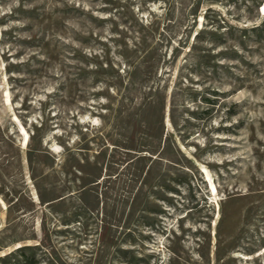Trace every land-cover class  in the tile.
I'll return each instance as SVG.
<instances>
[{"label":"rangeland","instance_id":"rangeland-1","mask_svg":"<svg viewBox=\"0 0 264 264\" xmlns=\"http://www.w3.org/2000/svg\"><path fill=\"white\" fill-rule=\"evenodd\" d=\"M262 9L0 0V264H264Z\"/></svg>","mask_w":264,"mask_h":264},{"label":"trees","instance_id":"trees-1","mask_svg":"<svg viewBox=\"0 0 264 264\" xmlns=\"http://www.w3.org/2000/svg\"><path fill=\"white\" fill-rule=\"evenodd\" d=\"M262 28H264V25L262 26L257 25V26L250 28V31H252L254 34L256 33L257 35H259L260 33L258 31H260ZM196 37H198V34H196ZM162 132H163V128H162L161 121H160V126L158 125L156 135ZM31 249H32V246H22L17 249V254L20 256H23L24 264H36V259L33 257V255L32 254L26 255L25 253L27 250H31Z\"/></svg>","mask_w":264,"mask_h":264},{"label":"bare ground","instance_id":"bare-ground-1","mask_svg":"<svg viewBox=\"0 0 264 264\" xmlns=\"http://www.w3.org/2000/svg\"><path fill=\"white\" fill-rule=\"evenodd\" d=\"M262 10H264V9H262ZM212 187V186H211ZM214 191V190H213Z\"/></svg>","mask_w":264,"mask_h":264}]
</instances>
